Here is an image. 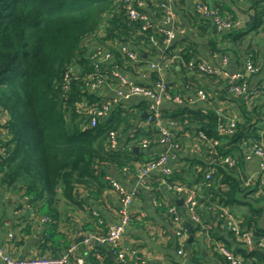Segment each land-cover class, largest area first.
Wrapping results in <instances>:
<instances>
[{
  "label": "trees",
  "instance_id": "16d2710c",
  "mask_svg": "<svg viewBox=\"0 0 264 264\" xmlns=\"http://www.w3.org/2000/svg\"><path fill=\"white\" fill-rule=\"evenodd\" d=\"M162 2L149 1L160 19ZM172 6L180 10L174 0ZM252 7L253 29L256 32L263 26L264 30V0L254 1ZM214 8L222 17L236 22L227 14L233 15L232 10L220 4ZM191 16L199 36L210 31L208 46L213 53L227 55L230 60L250 58L259 67L262 50L252 43L244 45L248 34L245 30L236 28L219 34L197 8ZM143 26L142 21L128 17L126 0H0V190L17 192L29 199L35 214L48 218L45 223L51 226L47 229L51 235L52 223L59 216V199L81 204L80 189L96 200L105 191L116 192L110 170L124 173L127 169L136 174L138 168L157 161L167 151L160 145L163 133L159 120L172 126L170 153L177 167L168 176L151 175L146 184L157 190L161 182H166L171 188L196 192L200 223L194 222V232L208 231L207 216L213 217V212L219 215L228 210L231 214L238 206H248L250 211L240 218V226L252 229L257 238L264 237V230L258 226L261 210L238 200L239 195L252 188L244 185L246 154L252 145L264 148L261 96L248 101L244 96L228 95L227 79L200 69L204 61L196 58L193 43L177 53L172 52L177 45L172 43L159 64L169 75L182 78L194 93L203 92L204 107L163 109L158 120L147 124L142 116L148 112V102L130 107L120 104L106 117L96 118L95 126L91 125L96 116L87 110L100 107L105 98L100 88L92 90L90 84L101 81V87L115 85L112 72L117 69L150 68L153 62L143 59V53L152 49L154 52L153 44H164L166 35L160 24L151 21L147 29ZM100 29V40L114 58L96 70L93 51L84 43ZM115 42L129 45L140 62L131 63L120 46L113 45ZM223 43L226 45L219 47ZM151 75L159 81L156 73ZM163 79L172 95L185 101L178 84ZM230 105L234 111L227 107ZM230 119L236 120V127L234 133L227 135L220 128L227 127ZM112 134L119 142L116 149L109 147ZM144 141L148 143L146 148ZM135 147L139 153H135ZM227 158L231 161L227 162ZM253 188L246 197L263 201L264 194L257 195L264 190L260 181ZM93 220L102 228L97 233L107 232L99 218ZM134 220L137 216L132 214L131 223ZM230 234L236 247L232 248L229 242H225V247L240 255L243 264H264V251L248 250L234 233ZM191 260L206 264L198 251L192 252ZM107 264L116 263L107 257ZM139 264L144 262L140 260Z\"/></svg>",
  "mask_w": 264,
  "mask_h": 264
},
{
  "label": "crops",
  "instance_id": "0c3cea01",
  "mask_svg": "<svg viewBox=\"0 0 264 264\" xmlns=\"http://www.w3.org/2000/svg\"><path fill=\"white\" fill-rule=\"evenodd\" d=\"M166 0H150V2H159ZM173 0H171L172 3ZM256 0H174V3L180 7L175 10L172 6L175 16L176 36L173 41L175 49L173 53L181 51L185 46L193 43L197 51L196 58L204 61L213 68L223 67L222 55L213 53L208 46L209 33L199 36L197 30L193 27L192 13L196 9L197 3H204L212 7L220 4L232 13H227L231 17L236 18L238 25L245 24L244 16H252L248 26L242 30L247 32L244 45L252 43L256 49H261V57L259 59V72L249 78L248 84L250 89L257 90L264 86V30L261 28L255 32L253 29L254 9L253 4ZM229 10V11H230ZM145 11L153 22H160L156 12L150 7L149 3L145 7ZM231 12V11H230ZM249 20V19H247ZM237 28V27H236ZM235 28V29H236ZM247 30V31H246ZM212 35V30H211ZM103 30H98L94 36H91L84 43L90 51L104 46L101 42ZM226 44H219V47ZM259 46V47H257ZM152 51L143 53V59H148L153 63L161 61L163 49L161 47H153ZM246 59L232 58L226 69L235 72L242 68ZM127 78L134 82L145 86H154L156 83L151 73H156L160 79L168 78L172 82H176L178 87L182 89L185 95V101L180 104H174L165 101L163 109H173L175 107L191 106L194 108H202L205 106V100L200 99L197 93L186 87L182 78L174 77L163 70H150L143 67H137L135 70H121ZM159 79V80H160ZM216 90V89H214ZM103 98L113 99L116 96L115 88L111 87L101 89ZM259 97H257L258 99ZM140 98H133L124 102L125 106H135L144 102ZM260 106L264 108V96L260 97ZM230 107L231 111L235 110L234 106ZM236 114V113H235ZM145 121V120H143ZM164 129H172V126L163 123ZM163 148V147H162ZM170 166L176 169V164L171 162ZM244 173L247 178L251 177L256 182L259 181L262 173L261 160L259 157H252L244 162ZM114 180L120 185L125 193L134 194L135 198L130 206L132 214L137 216L125 231L123 244L129 249H134L144 264H194L191 260L193 251H198L206 264H225L226 261L218 251L220 245H226L229 242L231 247L235 248L233 238L230 231L224 226L221 214H214L208 217L206 232L195 231V224L185 210V193H178L169 187L166 182H161L156 189L149 184L142 185L138 182L134 173H116ZM254 185V186H255ZM258 195V194H257ZM78 196L82 200L81 204H73L67 202L64 198L59 199L58 210L59 216L52 223L50 229L48 224L43 222L44 215L35 214L34 208L29 203V199L22 197L20 193L0 190V246L4 253L19 260L31 259L39 256L65 255L72 246H77V253L70 255L67 264H107V257L112 262L118 264L112 250L108 247L103 249H93L83 243L86 234L91 232H102V228L97 227V221L93 217L99 218L102 222L103 229H107L110 225L118 222L116 209L119 205V194L114 190L105 191L97 200L89 198L85 190L80 189ZM175 207L182 217V225L187 230V240L189 238L188 227L191 225L193 229L194 240L190 245V250L185 249L186 243L182 247V241L176 234V224L174 223L168 208ZM228 212V210H225ZM250 208L248 206H238L231 214L237 215V212L248 214ZM229 213V212H228ZM140 214H144L143 218H139ZM95 215V216H94ZM242 215V216H243ZM242 218V217H240ZM239 218V219H240ZM221 225V226H220ZM183 249L184 254L179 251ZM82 260V262H80ZM140 260H135V264H139ZM0 264L5 261L0 257Z\"/></svg>",
  "mask_w": 264,
  "mask_h": 264
},
{
  "label": "built area",
  "instance_id": "2783aa9c",
  "mask_svg": "<svg viewBox=\"0 0 264 264\" xmlns=\"http://www.w3.org/2000/svg\"><path fill=\"white\" fill-rule=\"evenodd\" d=\"M150 1V0H149ZM148 0H126V13L128 17L132 20L142 21L144 23L143 29L150 27V22L152 21L148 14L145 11V7L149 3ZM163 11V17L160 19V26L162 27V32L166 35V40L162 46L153 44V47H161L164 51L172 45L175 36V16L172 8L171 0H166L159 5ZM197 10L201 13V16L205 19L212 21L216 30L219 34L228 33L234 30L237 26V22L231 21L230 17H222L219 9L210 7L204 3H197ZM113 45L120 46V50L123 55L129 59L133 64L140 62L139 55L132 50L129 45L119 44L115 42ZM143 57V55H142ZM114 58L113 52H110L106 46L102 48H96L93 51V59L95 62V69L99 68V65L102 63L110 62ZM230 62V58L227 55L222 56L223 67L213 68L205 62L201 63L200 69L202 71L211 72L218 76H222L228 80L227 85V94L230 96H244L248 101L264 96V86L253 90L250 89L248 81L249 78L259 72V67L255 66L253 61L248 58L244 62L242 68L238 69L235 72H231L226 69V65ZM122 69H117L112 72V77L116 81V84L113 85L115 88L116 96L113 99L105 98V102L100 107H92L87 111L90 115H95L91 121V125L95 126L97 124L96 118H104L107 116L108 112L113 108L124 102L130 101L133 98H140L149 103L148 116L145 122L151 123L154 119H159L161 111L163 110V103L165 101L171 102L177 105L182 104L183 98L179 95H172L170 89L167 87L164 79L156 81L154 86H145L139 83H134L130 81L127 76H125ZM150 70H161L160 65L157 63H152L150 65ZM101 81L98 83L90 84L92 90L97 88L102 89V87L107 88L111 87L110 84H105L101 87ZM200 99L205 100V95L203 92H198ZM158 127L163 133V138L160 140V145H168L166 152L160 154V157L157 161L149 163L144 167H140L137 170L136 176L138 182L142 185H147V179L156 173H162L163 175H169L173 172V168L170 166L171 162L174 159V156L170 153L171 149V135L169 129H164L162 127L161 121L158 120ZM236 127V120L230 119L227 127H221V131L227 135L234 133ZM119 145L118 139L115 134H112L110 138L109 147L110 149H116ZM148 143L143 142V147L146 148ZM259 157L261 160L262 173L260 175L259 181L264 189V148L262 145H252L249 148V152L246 154V159L250 160L252 157ZM226 161L230 162V158H227ZM125 173H130L127 169L124 170ZM113 185L114 189L120 196V201L118 208L116 210V215L118 217V222L116 224L110 225L106 233H97L91 232L85 235L83 243L90 248H110L116 257L118 264H132V260H141L137 257V253L134 249H129L124 246L123 238L125 235L126 228L131 224V211L130 206L135 198L134 194L125 193L120 185L114 180ZM245 187H255V181L249 177L246 178ZM178 193H185V210L186 213L190 215L193 222L200 223V217L197 214V194L194 191L187 190L183 187L172 188ZM169 213L176 224V234L182 241V246L187 242V230L182 225L181 213L175 207H169ZM224 213L221 214V217L224 219V226L228 231L235 234L239 242L243 244V247L248 250H260L264 251V237L257 238L252 229L244 228L240 226V219L234 214H230L223 210ZM144 214H140L139 218H143ZM48 218L43 217V222H47ZM218 251L221 256L225 259L226 264H243L242 257L234 253V251L229 250L224 245L218 247ZM77 253V246H72L65 255H51V256H39L26 260L13 259L7 256L4 253L3 248L0 246V257L3 258L5 264H67L70 255H75ZM180 254H184V250L179 251ZM82 262V260H80Z\"/></svg>",
  "mask_w": 264,
  "mask_h": 264
},
{
  "label": "water",
  "instance_id": "95a60500",
  "mask_svg": "<svg viewBox=\"0 0 264 264\" xmlns=\"http://www.w3.org/2000/svg\"><path fill=\"white\" fill-rule=\"evenodd\" d=\"M247 19H249V20H247ZM244 20H245V24L244 25H242V24L238 25L237 26L238 29H243L245 26H248L250 20H253V17L252 16H249V17L244 16ZM147 116H148L147 114H144L142 116V119L146 120ZM163 148L168 149V145H164ZM134 151H135V153H139V148L135 147ZM116 173H117L116 170H113V169L110 170L109 171V177L111 179H114ZM253 191H254L253 187L248 189L247 191H245L244 193L239 195L238 200L242 203H245V204L249 203L251 206H253L254 209L261 210V216L258 220V226L260 229L264 230V200L260 201V202H256L255 200L246 197V196L250 195L251 193H253ZM188 231H189V238H188V240L186 242V246H185V249L187 251L190 250V245L192 244V242L194 240L193 229H192L191 225L188 227Z\"/></svg>",
  "mask_w": 264,
  "mask_h": 264
},
{
  "label": "rangeland",
  "instance_id": "374dc122",
  "mask_svg": "<svg viewBox=\"0 0 264 264\" xmlns=\"http://www.w3.org/2000/svg\"><path fill=\"white\" fill-rule=\"evenodd\" d=\"M100 30H102V29H100ZM233 214H234V213H233ZM242 215H243L242 212H240V213L237 212V215H235V216H237L238 218H240V217H242Z\"/></svg>",
  "mask_w": 264,
  "mask_h": 264
},
{
  "label": "flooded vegetation",
  "instance_id": "af4514ba",
  "mask_svg": "<svg viewBox=\"0 0 264 264\" xmlns=\"http://www.w3.org/2000/svg\"><path fill=\"white\" fill-rule=\"evenodd\" d=\"M263 192H264V190H260V191L258 192V196H260ZM263 194H264V193H263Z\"/></svg>",
  "mask_w": 264,
  "mask_h": 264
}]
</instances>
